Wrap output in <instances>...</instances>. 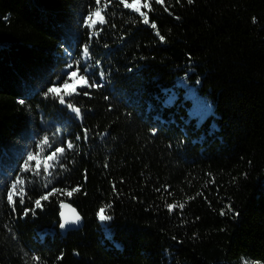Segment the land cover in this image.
I'll return each instance as SVG.
<instances>
[{
	"label": "trees",
	"instance_id": "1",
	"mask_svg": "<svg viewBox=\"0 0 264 264\" xmlns=\"http://www.w3.org/2000/svg\"><path fill=\"white\" fill-rule=\"evenodd\" d=\"M96 7L106 23L89 29ZM140 7L148 25L119 0H0V264H264V0ZM85 66L102 87L76 86L64 105L44 96ZM56 146L66 158L49 176ZM28 152L38 177L35 161L20 171ZM17 175L25 205L15 196L13 212ZM52 187L80 191L25 216ZM61 201L80 229L61 233Z\"/></svg>",
	"mask_w": 264,
	"mask_h": 264
},
{
	"label": "snow or ice",
	"instance_id": "2",
	"mask_svg": "<svg viewBox=\"0 0 264 264\" xmlns=\"http://www.w3.org/2000/svg\"><path fill=\"white\" fill-rule=\"evenodd\" d=\"M111 2V0H109V3ZM155 2L157 4H162L163 3V0H155ZM188 4H192L193 3V0H187ZM101 3V0H95V4L96 5H100ZM119 3L123 5V8L124 9H131L133 12L135 13H138L141 17H143V24L144 25H148L149 24V18H148V14L146 12H142L141 11V7H140V0H132L131 3L128 2V0H119ZM105 8L108 7V4L106 3L104 5ZM144 8H149V5L147 3H145L143 5ZM106 23V20H105V16L101 14V8L100 7H96L95 11L94 12H91L83 21V24L89 28V29H93L97 26V24H100V25H104ZM151 28L152 29H156L157 28V24L156 23H151ZM156 35L159 37L160 41H164L165 40V37L163 35H161L159 33V31L156 32ZM107 46V45H105ZM83 56L84 57H89L90 56V48L88 46V44L86 43L83 47ZM77 64H80V61L77 60L76 61ZM97 64H99V61H96ZM73 65L72 64H69L68 65V68H72ZM76 72L73 71L71 73H66L65 75L67 76L66 79L63 80L62 84L60 86H50L47 88L46 92L44 93V96L45 97H48L49 95H51L53 98H59V103L61 105H64L66 103L65 101V97H71L73 95V93H77V89L75 87H73L71 89V91H67V89L69 88V81L71 80L72 77L76 76ZM89 75V68L87 66L84 67V75H80L79 79L83 82L82 86L81 87H89V88H97V87H102L103 85L100 84L98 85L95 80L92 81L91 84H89V80L87 78V76ZM100 76L101 78L103 79V76H104V73L101 72L100 73ZM64 89L65 91H63V94H61V90ZM78 94V93H77ZM85 96H88L89 93L86 91L83 93ZM105 99H108L107 97H105ZM19 103L21 105H24L25 104V100L24 99H21L19 101ZM67 107L75 114V116L77 118H82V112H81V109L79 107H75L72 103H67ZM84 138L85 140L88 139V132H87V129H85L84 131ZM80 139V136L77 135L76 136V140H79ZM55 143V138H50L48 135H45L43 137V144L45 146H47L48 148H52L53 147V144ZM66 147L67 149L69 150H72L74 145L72 142H67L66 144ZM64 153H65V147L63 146H56L54 148L53 151H51V154L50 155H47L45 156L44 160H43V170L45 173H48L49 176L52 175L51 172H49V168L50 167H53V165H51L49 162L50 161H56L57 163H59V161L61 159H64L66 158L64 156ZM59 154V156H58ZM31 161H35L36 164H35V167L37 169L35 175L38 177L40 176V172H39V169H40V166H41V161L40 159L38 158V156H35L33 155L32 152H28L27 153V158L24 160V163L20 169L21 172H30L31 171V168H30V162ZM60 167L63 168L64 165L63 164H60ZM105 167H107V165H105ZM52 184V180H48L44 185L43 187L45 189H47L49 187V185ZM113 190L115 191V185H113ZM80 191V188L79 187H73L71 189V191L67 190V188L65 189H61V188H58V187H52L50 191H48L46 194H42L39 196V198L35 199L34 201V205L35 207L34 208H27V207H24V212L23 214L26 216L28 215V213L31 211L32 214H35L36 212V209H41L42 208V201H48L49 200V197L50 196H54L55 194L57 193H60L62 195H66L67 197H72L73 196V193H77ZM6 193H7V202L10 206H12V210L13 212H15V204H16V201L14 200V197L15 196H19V204L21 207H23L25 205V179H22L20 175H17L15 176L14 180L11 182V185L10 187H7L6 188ZM65 207H69V205L67 204H64L63 201H61V208H65ZM112 205L111 204H108V205H105V206H101L99 207V210H98V218L101 220V221H109L111 220L113 217L111 215H105V210L106 208H111ZM176 207L175 204H167V209L168 211L171 213L172 210ZM180 209H183L184 208V204H180L179 205ZM229 212L232 211L231 207L229 206ZM221 215H225L226 213L221 211L220 213ZM61 217H64V213L61 212L60 213ZM81 216L76 213V210L73 209L72 210V216L71 218H64L63 222L60 223L59 227L61 229H65V227L69 224H77L78 222L81 221ZM31 259L35 262H40L41 261V257L39 256H32ZM59 259V258H58Z\"/></svg>",
	"mask_w": 264,
	"mask_h": 264
},
{
	"label": "water",
	"instance_id": "3",
	"mask_svg": "<svg viewBox=\"0 0 264 264\" xmlns=\"http://www.w3.org/2000/svg\"><path fill=\"white\" fill-rule=\"evenodd\" d=\"M67 205H69V204H67ZM73 209H74V208H73L71 205H69V207H65V208H61V206H60V213H61V212L64 213V217H61V215H60V213H59V219H60V222H61V223L63 222L64 218H71V216H72V210H73ZM76 213H78V212L76 211ZM78 214H79V213H78ZM81 226H82V219H81V221L78 222L77 224H69V225H67V226L65 227V229H61V228H60V231H61L62 234H65V233H67L68 231L78 230V229L81 228Z\"/></svg>",
	"mask_w": 264,
	"mask_h": 264
},
{
	"label": "rangeland",
	"instance_id": "4",
	"mask_svg": "<svg viewBox=\"0 0 264 264\" xmlns=\"http://www.w3.org/2000/svg\"><path fill=\"white\" fill-rule=\"evenodd\" d=\"M73 78H75V76ZM82 84H83V82L80 79H77L71 86H69V88L67 89V91H71V89L73 87L82 86Z\"/></svg>",
	"mask_w": 264,
	"mask_h": 264
}]
</instances>
